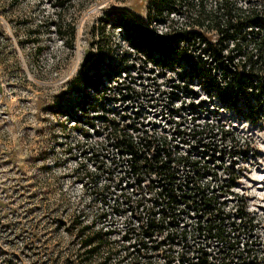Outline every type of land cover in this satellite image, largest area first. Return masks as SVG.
<instances>
[{"label": "rangeland", "instance_id": "rangeland-1", "mask_svg": "<svg viewBox=\"0 0 264 264\" xmlns=\"http://www.w3.org/2000/svg\"><path fill=\"white\" fill-rule=\"evenodd\" d=\"M172 1L178 14L168 20L149 12L160 0H74L64 11L48 0H0V264H97L100 257L89 259L79 247L77 223L109 230L123 245L134 219L124 202H113L132 192L133 181L107 141L111 127L164 142L178 181L214 193L233 224L226 221L227 242L193 236L191 213L187 242L175 238L151 264L237 263V240L264 264V52L248 38H239L241 53L232 51V42L212 31L228 12L244 19L249 0H203L204 12L202 4ZM126 12L164 33L198 26L209 47L200 52L196 41L188 50L205 74L194 77L175 60L155 66L128 49L118 29L101 24L107 14ZM70 25L72 50L56 32L69 38ZM109 44L106 90L90 97L86 113L53 114L89 55ZM213 49L222 58L214 59Z\"/></svg>", "mask_w": 264, "mask_h": 264}, {"label": "trees", "instance_id": "trees-1", "mask_svg": "<svg viewBox=\"0 0 264 264\" xmlns=\"http://www.w3.org/2000/svg\"><path fill=\"white\" fill-rule=\"evenodd\" d=\"M48 1L60 11H64L65 7L74 3V0ZM200 2L202 12H204V2L203 0ZM175 3L172 0H160L155 4V8L153 5H149V12L154 10V15L161 16L163 13L169 14L178 11ZM185 3L191 5L190 0H185ZM230 5L227 2L224 6L225 9H228ZM226 18L223 24L217 23L216 28L222 34L224 41H232L236 45V51L241 53L243 50L238 44L239 38L246 40L242 29L246 24L252 25L255 22L249 16L238 19L234 14L232 15V12H228ZM101 24L112 29L113 33L118 29L124 45L135 54L147 57L150 63L153 59L152 62L155 66L166 65L175 60L178 63H186L191 68V74L194 77L201 78L205 74V68L200 65L199 58L188 50V46L184 47L183 45L184 43H188V45L195 43V33L182 31L172 37L164 38L156 30H153L149 22L138 19L127 12L107 14L101 19ZM67 31L70 35L69 38L65 36L62 28L56 30L64 40L66 47L72 50L76 30L70 25L68 29H65V33ZM109 46L110 44L98 46L97 53L93 57L92 54L89 55L87 64L83 66L73 88L64 95L67 100L63 96L53 108L55 111L53 114L74 113L69 109H75L81 114L86 113L94 103L90 97H98L103 89L106 90L105 83L109 79V60L113 57V52L105 51L104 48ZM257 49L260 54H263L264 40L258 44ZM209 51L214 59L222 58L221 52ZM104 52L108 54L107 59L103 55ZM105 61L108 64H105ZM254 63L256 64L253 62L249 67L244 64L243 69L251 70ZM74 118L78 122L77 114ZM127 128L132 133L119 131L113 127L109 128L107 141L116 150L118 157L126 163L123 164L125 169L123 165L120 166V172L125 174L127 179L133 181L132 192L118 196L117 200L113 202V207H120L124 202L129 208L134 224H131V228L128 229L129 236L125 237L123 245L119 246L118 242L113 240L109 230H97L94 225L76 228L78 225H82V223H77L74 227V229H78L75 238L78 239L79 247L85 256L89 259L100 257L97 264L113 262L115 264H151V255L158 256L163 250L162 247L173 245L175 238L181 239V242H187L188 230L185 228V223L191 213L196 214V220L191 226L193 236L205 233L210 237L227 242L229 238L224 236L227 227L226 221H229L230 226L233 224L230 223L231 218L225 213L226 204L219 201L214 193L206 194L198 183H193L191 180L185 183L179 182L178 171H175L177 166L172 165L174 160L170 155H165L164 142H158V146H155L151 142V137L137 136L135 135L138 132L137 129ZM180 164L178 163V165ZM239 216L240 214H238ZM239 219L242 222L244 217ZM67 232L72 234L74 231L68 229ZM234 244L237 249H240V251L235 250L240 255L239 260L236 263L233 258L223 264H255L257 262L256 253L252 256V252L248 248L241 250L239 240ZM230 246L234 247L235 245ZM202 264L207 263L203 262Z\"/></svg>", "mask_w": 264, "mask_h": 264}, {"label": "built area", "instance_id": "built-area-1", "mask_svg": "<svg viewBox=\"0 0 264 264\" xmlns=\"http://www.w3.org/2000/svg\"><path fill=\"white\" fill-rule=\"evenodd\" d=\"M200 1L201 0H190L191 4L193 6L196 4V6L198 8L201 5ZM244 8L247 10V16H249V18L251 17L252 21L255 22L252 25L246 24V26H244V28L242 29L244 38L245 39H247V38L251 39L255 50L259 51L257 49V46H258V44H261L262 40H264V11H261V9L264 8V2H263V5H262L259 0H249L248 2H245V7ZM152 11H153L152 13L154 14L155 11L154 10H152ZM177 12L178 11H174V12L169 13V14L166 13L165 17L168 20H171L172 19L171 17H176V15L178 14ZM195 28H198V26H191V27H188L186 29L179 28V29H177L175 31H172L171 26H170L167 29V30H169L168 32L164 33V32H162V30H158V29H156V32L160 36H162L164 38L172 37L177 32H182V31L195 33L194 34V39H195V41H197L198 45H201V48L199 49L200 52H202L203 50L206 51L208 49V47H209L208 46V42H207L205 37H203L201 34H199L198 30L195 31ZM212 31L214 33L220 34L222 36V34L218 31L217 28L216 29L214 28V30H212ZM230 42H232V41H230ZM256 44H257V46H256ZM183 45H184V47L188 46V43H184ZM232 51L238 52V51H236V45L233 42H232Z\"/></svg>", "mask_w": 264, "mask_h": 264}]
</instances>
